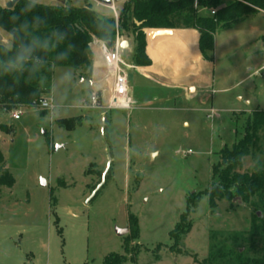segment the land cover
<instances>
[{
  "label": "rangeland",
  "instance_id": "rangeland-1",
  "mask_svg": "<svg viewBox=\"0 0 264 264\" xmlns=\"http://www.w3.org/2000/svg\"><path fill=\"white\" fill-rule=\"evenodd\" d=\"M0 34L11 39L1 27ZM215 40L214 85L192 99L188 111L160 103L142 105L146 111L106 108L109 101L99 99L89 106L75 82L56 116L22 106L14 119L0 109L7 128L0 127V175L9 170L15 179L12 187H0V264H103L112 253L123 255V264H203L220 240L249 229L252 204L236 198L212 209L205 191L221 149L243 137L252 110L264 109V12L220 27ZM65 70L74 73L57 67L53 77ZM128 74L130 88L136 76L129 68ZM64 120L75 124L69 128ZM253 165L247 157L242 170ZM188 209L191 228L176 241L171 232ZM117 228L128 231L120 236Z\"/></svg>",
  "mask_w": 264,
  "mask_h": 264
},
{
  "label": "trees",
  "instance_id": "trees-1",
  "mask_svg": "<svg viewBox=\"0 0 264 264\" xmlns=\"http://www.w3.org/2000/svg\"><path fill=\"white\" fill-rule=\"evenodd\" d=\"M24 7V0H18L12 8L0 7V27L9 33L16 28L27 38L30 29L20 28V25L30 23L33 16H40L47 21L35 33L41 37L47 36L54 28L68 29L70 42L74 46L69 59L52 66L46 75L51 79L55 68L70 67L75 76L84 80L89 71L87 49L95 50L96 45L101 43L92 24V5L88 2L84 6L68 5L67 2L51 5L38 3V7L28 13L22 12ZM201 8L207 13L200 14ZM212 10H215L213 15L210 14ZM260 11L264 12V0H124L118 12V20L114 14L110 16L114 25V38L118 30L123 38L133 40L134 64L149 65L151 60L145 51L146 29L194 28L199 32V47L203 57L213 60L217 30L244 20L250 13ZM101 27H104L102 22ZM111 31L109 28L106 34L110 35ZM67 43L68 41L60 44L56 51L65 50ZM54 56L55 52H52L46 58ZM48 94L47 87L38 88L35 80L27 74L19 77L18 83L12 77L0 79V109L6 111L14 112L22 106L39 107L41 98ZM62 122L69 128L75 124L72 120ZM0 127L7 129L3 125ZM256 152L264 156V109L259 108L248 115L243 137L231 148L224 146L221 149L219 162L212 165V182L205 191L212 209L219 201L239 198L252 204L256 213L253 214L248 230L235 232L220 240L219 249L211 247L203 264H264V159L258 158ZM247 157L254 159V165L251 170L243 171ZM14 184L15 179L9 170L0 175V187H12ZM259 210L263 214L261 217L257 214ZM189 214L188 209L171 232L176 241L191 228ZM133 225L137 228L136 220ZM135 230L138 233V228ZM229 242L236 247L228 248ZM124 258L119 253H112L105 258L103 264H123Z\"/></svg>",
  "mask_w": 264,
  "mask_h": 264
},
{
  "label": "clouds",
  "instance_id": "clouds-1",
  "mask_svg": "<svg viewBox=\"0 0 264 264\" xmlns=\"http://www.w3.org/2000/svg\"><path fill=\"white\" fill-rule=\"evenodd\" d=\"M24 2L25 7L22 12H32L38 7V0H24ZM103 3L104 0H100V4ZM104 13L109 14L104 16ZM91 16L93 27L101 43L96 45L95 50L87 49L89 71L83 82H80L78 77L69 70L62 71L51 79L47 77L46 73L52 66L62 64L69 59L74 46L70 42L68 29L54 28L44 37L35 34L47 22L46 18L40 16H33L30 23L25 22L20 25V28L30 29L27 38H24L16 28L10 30V40L5 41L0 36V79L12 77L13 81L18 83L19 77L27 74L29 78L35 80L38 88L47 87L49 97L48 99L42 97L39 107L46 110L49 116H56L63 102L67 100L68 90L74 82L80 84L84 93L83 100L88 102L89 106L95 104L98 99L105 103L107 90L114 85L115 80L113 69L107 65L105 57V50L111 54L116 48L113 36L114 25L109 9L106 7L99 10L93 9ZM101 22L104 27H101ZM109 28L112 29L110 35L106 34ZM66 41L68 43L65 50L57 52L56 49L60 44ZM52 52H55V56L47 59L48 54ZM58 89L62 90L59 96L56 95Z\"/></svg>",
  "mask_w": 264,
  "mask_h": 264
},
{
  "label": "crops",
  "instance_id": "crops-1",
  "mask_svg": "<svg viewBox=\"0 0 264 264\" xmlns=\"http://www.w3.org/2000/svg\"><path fill=\"white\" fill-rule=\"evenodd\" d=\"M8 1L5 0L1 5L5 6ZM84 2L90 3L96 10L100 9L98 7H109L95 0ZM116 4L118 3H114L115 6ZM103 15L107 16V13ZM145 32L147 35L145 51L151 60L149 65L134 64L132 58L134 42L132 39L124 38L128 44L123 50L122 57L132 66L129 69L135 71L136 80L128 90L129 106L117 109L146 111L148 108L145 109L141 107L142 105L160 103L166 109L188 111L186 105L214 85L216 40L213 60H207L199 47V32L194 28H149ZM125 52L129 55L130 62L124 58ZM128 76L130 79L129 74ZM109 91L110 95L105 103L110 99L112 86L109 87ZM238 99L242 100L241 97ZM246 102L249 103V100ZM183 125L188 126L189 122L184 119Z\"/></svg>",
  "mask_w": 264,
  "mask_h": 264
},
{
  "label": "built area",
  "instance_id": "built-area-1",
  "mask_svg": "<svg viewBox=\"0 0 264 264\" xmlns=\"http://www.w3.org/2000/svg\"><path fill=\"white\" fill-rule=\"evenodd\" d=\"M114 11V16L116 20H118V12L113 4L110 6ZM211 14H215V10L211 11ZM115 51L111 54H108V51L105 50V57L107 61V65L109 68L113 69V75L115 77L114 85L112 86L111 96L106 108H127L129 106V102L127 101V94L129 90V76L127 72V68L132 67L130 64L124 61L122 57L123 49L122 42L124 40L123 36H121L117 30L115 35ZM98 100L92 106H97ZM211 116H215L217 111L214 108L210 110ZM21 111L16 110L13 112L12 117L14 119H20Z\"/></svg>",
  "mask_w": 264,
  "mask_h": 264
},
{
  "label": "water",
  "instance_id": "water-1",
  "mask_svg": "<svg viewBox=\"0 0 264 264\" xmlns=\"http://www.w3.org/2000/svg\"><path fill=\"white\" fill-rule=\"evenodd\" d=\"M18 0H9L7 3H6V7L7 8H12L14 5H15V3L17 2ZM57 1V3H60V4H65L66 2H67V0H56ZM96 2H98V3H100V0H95ZM121 1H124V0H104V3L102 4V5H105V6H112L114 3H119V2H121ZM138 25L140 24V22H136ZM0 36H2L1 34H0ZM3 37V36H2ZM127 44H128V41H126V40H124L123 42H122V49L123 50H125V48L127 47ZM58 147H62V146H58ZM109 162H111V161H109ZM109 168H110V163H109V165L107 166V170L104 172V174H103V179H102V182L98 185V187H97V189L94 191V193L92 194V196H94L95 194H96V192L98 191V189L102 186V184L104 183V180H105V178H106V175H107V173H108V171H109ZM46 184H47V182H46V180H44V179H42V185L43 186H46ZM258 215H259V213H258ZM128 231V229H120V228H117L116 229V232H117V234L118 235H123V234H125L126 232Z\"/></svg>",
  "mask_w": 264,
  "mask_h": 264
}]
</instances>
